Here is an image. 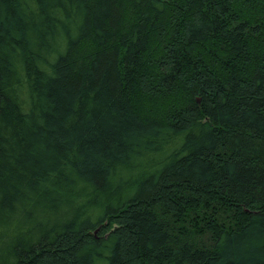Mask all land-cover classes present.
<instances>
[{"label": "trees", "instance_id": "trees-1", "mask_svg": "<svg viewBox=\"0 0 264 264\" xmlns=\"http://www.w3.org/2000/svg\"><path fill=\"white\" fill-rule=\"evenodd\" d=\"M0 264H264V0H0Z\"/></svg>", "mask_w": 264, "mask_h": 264}]
</instances>
